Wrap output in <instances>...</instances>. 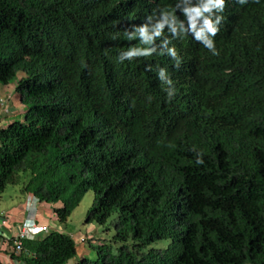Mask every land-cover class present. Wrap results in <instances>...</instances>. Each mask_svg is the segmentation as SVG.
<instances>
[{"label": "trees", "instance_id": "1", "mask_svg": "<svg viewBox=\"0 0 264 264\" xmlns=\"http://www.w3.org/2000/svg\"><path fill=\"white\" fill-rule=\"evenodd\" d=\"M207 2L0 0V83L24 72L27 108L0 128V196L28 174L65 222L93 190L86 222L116 232L93 260L66 232L27 239L25 264H264V0ZM133 48L153 51L121 62Z\"/></svg>", "mask_w": 264, "mask_h": 264}, {"label": "crops", "instance_id": "2", "mask_svg": "<svg viewBox=\"0 0 264 264\" xmlns=\"http://www.w3.org/2000/svg\"><path fill=\"white\" fill-rule=\"evenodd\" d=\"M23 76L24 73H20L19 77ZM25 112L26 108L19 100L16 85L0 83V128L8 126L15 120H23ZM23 187L24 185L18 184L0 196V264H25L19 257L21 252L15 251L14 240L21 232L23 222L30 216H33L38 224L48 226V231L40 232L37 238L58 230L71 234L77 242L83 243L96 234L97 230L92 228L86 233L75 234L74 231L68 232V227H62L55 213V208L60 206V203L39 201L34 205V211L29 210L27 207L29 193L25 192ZM76 262L77 257L73 259V263Z\"/></svg>", "mask_w": 264, "mask_h": 264}, {"label": "rangeland", "instance_id": "3", "mask_svg": "<svg viewBox=\"0 0 264 264\" xmlns=\"http://www.w3.org/2000/svg\"><path fill=\"white\" fill-rule=\"evenodd\" d=\"M18 79H19V75L16 78V80L12 81V83L14 85H17L18 83ZM20 100V98H19ZM29 175L24 173L20 174V182H26L29 179ZM13 183V184H9L5 191L3 193H6L8 190L12 189L13 187H15L16 185L21 183ZM95 200V193L93 190H88L83 198L81 199V201L79 202V204L74 208L73 212L71 213V215L68 217L67 221L65 222H61L58 221L59 224L62 227H68V232H73L76 233H86L88 232V229L91 231L92 230H97L96 234L93 237L90 238H96L98 239V241L105 242V243H109L113 236L115 235V228L113 227V225L111 224V219L108 220L105 224H98V223H87L86 222V217H87V212L89 210V208L93 205ZM92 224V225H90ZM58 231V230H57ZM91 235H93L91 233ZM77 237V236H76ZM90 238H88L86 241H83V243H79L77 242V251H78V256H82V255H86V257H88L90 260H93L96 258V251L95 248L93 246V244L91 243ZM90 240V241H89ZM80 241V240H79ZM94 242H96V240H93ZM166 245V242H156L154 244V247H161ZM86 253V254H83Z\"/></svg>", "mask_w": 264, "mask_h": 264}, {"label": "clouds", "instance_id": "4", "mask_svg": "<svg viewBox=\"0 0 264 264\" xmlns=\"http://www.w3.org/2000/svg\"><path fill=\"white\" fill-rule=\"evenodd\" d=\"M237 2L241 5H243V4L247 3V0H237ZM225 3H226V0H208V2L203 4L202 7H197L195 9H193L192 11H194L197 15H200V14H202V12H205V11H210L212 8H216L218 11L223 12L224 7H225ZM221 19H222V16H216L215 19H212L211 16H207L203 19V23H202L201 27L198 29L196 28L195 19L194 18L192 19V28L195 31L196 40L201 41L202 44L204 45V47L207 48L213 55L218 54L213 38L215 37V35L219 31V24H220ZM163 28H164V23L161 22V23L156 25L153 33L149 34L147 32V28L145 27V28L139 29V34L143 37V41L145 43H151L152 40L154 39V37L161 35V30ZM172 31L175 32L174 26L172 28ZM151 51H153V49H150V48H133V49H129L126 52H122L119 56V59L121 62H123L125 59H130L131 57L136 56V55H145V56L150 55ZM169 52L173 56L176 55V52L174 49H170ZM20 73H24V72H19V74H18L19 76H20ZM163 75H164V73L162 71L161 76H163ZM24 76H25V73H24ZM169 83H171V81H169ZM19 98H20V96H19ZM20 100H21V98H20ZM25 108H26V106H25ZM26 110H27V108H26ZM196 163H198V164L203 163V160L202 159L197 160ZM29 194H31V193H29ZM75 240H76V238H75Z\"/></svg>", "mask_w": 264, "mask_h": 264}, {"label": "built area", "instance_id": "5", "mask_svg": "<svg viewBox=\"0 0 264 264\" xmlns=\"http://www.w3.org/2000/svg\"><path fill=\"white\" fill-rule=\"evenodd\" d=\"M40 200L33 194L27 197V207L29 210H35V204ZM6 221V220H5ZM4 221V222H5ZM48 231V226H43L37 223L33 216L28 217L24 222L21 232L14 240L15 251L21 252L23 250L24 241L27 239H35L40 232Z\"/></svg>", "mask_w": 264, "mask_h": 264}]
</instances>
